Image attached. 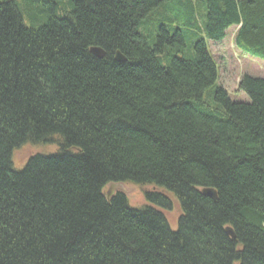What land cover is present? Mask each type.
<instances>
[{"label": "trees", "instance_id": "16d2710c", "mask_svg": "<svg viewBox=\"0 0 264 264\" xmlns=\"http://www.w3.org/2000/svg\"><path fill=\"white\" fill-rule=\"evenodd\" d=\"M231 27L264 59V0H0V264H264V78L231 101L204 37Z\"/></svg>", "mask_w": 264, "mask_h": 264}, {"label": "rangeland", "instance_id": "374dc122", "mask_svg": "<svg viewBox=\"0 0 264 264\" xmlns=\"http://www.w3.org/2000/svg\"><path fill=\"white\" fill-rule=\"evenodd\" d=\"M44 1V0H42ZM166 11V12H165ZM160 11L174 16L177 20L184 19L183 14L177 10H165ZM154 19V16L151 19ZM196 21L200 27H202V19L196 15ZM151 23V22H150ZM29 25L30 22L26 21ZM149 31L155 30L154 24L148 25ZM237 29L231 27L226 34L225 39L221 43H213L207 40L208 48L213 60L217 63L220 69L219 80L217 86L224 87L229 98L233 102L248 103L250 101L248 95L239 90V81L243 76H251L254 78H264V59L260 56L253 54L245 48H241L235 41V34ZM196 36L192 37L194 41ZM58 152V148L55 145H25L21 149L17 150L14 154L13 164L15 170H22L29 157L34 155H52ZM107 185L104 192L106 193L110 186ZM120 186L116 192H122L127 195L130 201V205L134 208H141L146 205L145 192L155 190L151 186H137L131 183H120ZM169 219L171 228L177 229L178 219L181 216V209L178 203H175L171 211L166 212Z\"/></svg>", "mask_w": 264, "mask_h": 264}, {"label": "water", "instance_id": "95a60500", "mask_svg": "<svg viewBox=\"0 0 264 264\" xmlns=\"http://www.w3.org/2000/svg\"><path fill=\"white\" fill-rule=\"evenodd\" d=\"M91 53L93 55H95L99 59H103L104 56H105V52L102 49H100V48H92L91 49ZM116 60L118 62H126V58L120 52H117ZM118 189H120V186H118L117 184H112L110 186L109 190L105 193L106 198L110 199L116 193V191ZM203 193L207 197H210V198H213V199L216 198V193L212 189H206V190L203 191ZM227 233H228L229 236H231L233 239H235V234H234L232 229H227Z\"/></svg>", "mask_w": 264, "mask_h": 264}]
</instances>
